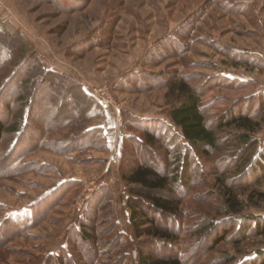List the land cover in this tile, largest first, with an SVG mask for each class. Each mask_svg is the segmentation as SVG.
Here are the masks:
<instances>
[{"label": "rangeland", "instance_id": "374dc122", "mask_svg": "<svg viewBox=\"0 0 264 264\" xmlns=\"http://www.w3.org/2000/svg\"><path fill=\"white\" fill-rule=\"evenodd\" d=\"M0 43V120L8 116L2 110L7 105L11 113L17 108L13 90L19 86L20 72L29 70L30 94L39 87L45 91L35 95L40 107L33 106L24 149L13 152L14 140L8 133L0 141V224L20 214L9 219L10 224H18L12 226L18 234L0 246V264L32 261L33 256L57 253L62 246L72 255L78 253L75 231L88 219L98 231L102 260L110 259L112 264L119 260L116 249H105L110 237L127 256V264H138V250L158 248L154 236L135 235L128 202L137 196L122 174L140 162L162 172L166 153L177 145L183 154L195 155L199 166L173 217L183 228L173 247L184 256L196 244L206 247L196 264H241L264 250V235H250L237 245L241 238L232 232L217 243H199L194 227L229 215L223 211L217 174L210 168L231 158L243 144L223 137L218 150L207 158L190 149L169 116L182 99L175 88L180 81L202 92L208 122L252 108L257 125L250 134L257 142L251 160L259 158L264 151V0H0ZM30 61L33 66L27 68ZM45 71L52 74L46 76ZM79 82L104 107L85 120L84 128L100 127L105 147H86L88 143L78 137V117L84 115ZM94 90L102 91L112 103L101 100ZM63 103L67 110L75 109L69 116L75 121L48 130ZM237 130L241 129L225 127L219 135ZM148 133L155 140L150 145ZM74 139V149L55 150L58 141ZM163 143L168 144L166 152ZM11 150L19 160L5 166L3 159ZM165 168L172 174L167 164ZM235 175L240 174L232 172L228 177ZM243 180L247 185L256 183L253 175ZM101 186L104 189L98 190ZM256 186L264 190V181ZM174 190L179 197L180 189ZM236 192L243 198L248 194ZM96 194L112 195L114 227L108 209L96 208ZM254 202L244 211L264 215V200ZM36 203L41 204L28 209ZM28 211L37 214L33 225L29 222L34 217L25 216ZM91 214L97 215L96 222ZM155 217L161 225L169 223L168 215ZM112 232L123 236L115 238Z\"/></svg>", "mask_w": 264, "mask_h": 264}, {"label": "trees", "instance_id": "16d2710c", "mask_svg": "<svg viewBox=\"0 0 264 264\" xmlns=\"http://www.w3.org/2000/svg\"><path fill=\"white\" fill-rule=\"evenodd\" d=\"M32 62L30 61L27 68L33 66ZM45 72H47L45 73L46 76L52 74L51 71ZM17 81L19 86L13 90V94L16 93L15 100L18 102L17 108L11 113L10 110L12 108L10 105H7L2 110L7 111L8 116L5 119L0 120V141L3 136L8 133V137H12L14 140V143H12L13 152L15 149H24L22 147H25L22 144L23 141L27 139L25 131L29 130L30 127L29 117L32 114L33 106L36 105L40 107V104L35 103V95H45V91L42 90L41 87L37 88L35 94H30L29 89L33 84V80H31L29 70L28 72H20L19 75H17ZM176 83L175 88L177 95L178 97H182V99L170 109L169 116L171 121L179 127L181 136L183 137V140L187 142L186 144L190 146V149H194L196 153L200 152L202 155L209 158L212 151L218 150V145L222 142L223 137H230V139L243 144L239 151L235 152L231 158L223 162L218 160L216 164L210 168V172L217 174L219 179L218 184L221 186L224 195L223 211L227 214L229 213V215L225 216L220 222L209 220L204 227L197 226V228L194 227V229L191 227L194 235H199V243H202V245H205L208 241H212V243L214 241L217 243L232 232H234V236L237 235L241 238L236 242L237 245L250 235H264V215L244 211L246 207L254 205V203H256L254 201L264 200V190L259 189L256 186L264 181V151L260 154L258 159H255L254 161L251 160V153H253L257 142V140L253 139L250 134V131H253L254 126L257 125L254 120V114H251L253 112L251 110L252 108L248 107L249 111L247 112H230L222 115L217 120L208 122L205 118L204 108L201 106L200 97L202 92L190 87L183 81ZM12 84H16V82H13ZM12 84H9L6 89H9L10 91ZM52 86L53 84L50 83V90L52 89ZM78 87L83 95L82 108L84 113L82 118H80V116L78 117L79 122L77 128L81 131L78 137L85 142V144L88 143L86 147L94 145L105 147L103 144L104 142H102L103 136L100 127H94L91 129L84 128L86 121L91 116L98 115V112L104 107L101 103L99 104L93 96L87 94L83 90L80 82ZM3 94L4 93H2V95ZM84 97L86 100H84ZM44 99L45 98L41 97V100ZM67 106V104L63 103L59 107V110L57 111L58 119H55L53 123L47 125L48 130L56 131L58 128H61L62 125L70 122L73 123V121H75H71L72 119L69 118L71 112H74L75 109L71 108L67 110ZM233 126L241 130H237L235 133L229 132L225 136L219 135V131L223 128ZM40 137L41 135L39 133L36 137L37 140H39ZM97 141H99V143H96ZM154 141L155 140L148 133V144H153ZM75 142V139L70 141L60 140L56 144L55 150L59 152L70 151L75 148ZM167 145L168 144L163 143L165 148L164 152H166V150L168 151ZM12 150L7 153V160L5 158L3 159L5 160V166L10 165V163H12L11 165H15L19 160L18 156L12 154ZM170 153L171 152L166 153L165 159L161 164L164 168L162 172H159L149 163L140 162L130 167L126 174H122L123 180L130 184L132 194L137 196L136 199H130L128 202L131 207V220L134 224L135 235L138 238L143 235L154 236L156 238L155 244L158 248L147 251L142 249L138 250V264H196L203 258V255L207 250L206 247H199V245L196 244L191 248L189 254L184 256L180 253L178 248L173 247V241L177 239V235L183 230V228H180L179 224L177 225L173 222V217L179 212V199L182 195H185V192L188 189H190L198 172L197 169L199 165L195 155L188 151L183 154L182 148L179 147V145L174 147L172 153ZM8 160H10V162H8ZM166 164L168 168L172 170V174L167 172L168 169L166 170L165 168ZM237 171L238 175L240 174L239 176L235 175L228 177L230 173ZM247 174L253 175L256 181L254 185L243 184L247 180H243V182L241 181L247 176ZM171 184L174 185V188L169 190L168 186ZM175 187L181 191L179 197L174 193V189H176ZM99 189L104 188L101 186L98 190ZM165 189L168 190V193L163 192ZM239 189L242 191H248L246 198L237 194L236 190ZM96 195V208L100 211H103L102 209L104 207V209H108L107 211H109L111 223L114 227L115 216L113 214L114 202L112 195ZM36 204L28 209L34 210V208L38 207L41 203ZM101 206L104 207L102 208ZM151 214L152 216H150ZM156 214L168 215L169 223H165L164 225L159 224L155 217ZM35 215L37 214L34 212L30 213L29 211L25 214L28 219L32 216L34 217V220L29 222L30 225L35 224ZM19 216L20 214H17L16 217L9 219H14ZM90 216L91 221H97V215L91 214ZM9 219H7L9 222L6 220L0 224V246H3L7 240L18 234L16 233L15 228L12 227L13 224L14 226L18 224L15 222L10 224ZM218 228L220 230H218ZM75 232L76 238L74 241L77 245H75V249L78 253L76 252V254L72 255L70 252L66 251L67 248L65 246H62L57 253L33 256L34 260H29L28 262L21 264H51L50 261H53L55 264H112L110 259L108 261L102 260L103 258H101V256L104 249L98 247V231L94 225L89 224V219L87 223L80 224ZM215 232H217V235L212 237L211 234L213 233L214 235ZM112 233L115 238L123 236L120 232ZM109 241L111 242L108 243L105 249H111L113 251L116 249L114 253L119 257L116 264H127V256L120 249L117 250L115 239L112 241L109 237ZM241 264H264V250H257L254 257L247 258Z\"/></svg>", "mask_w": 264, "mask_h": 264}, {"label": "built area", "instance_id": "2783aa9c", "mask_svg": "<svg viewBox=\"0 0 264 264\" xmlns=\"http://www.w3.org/2000/svg\"><path fill=\"white\" fill-rule=\"evenodd\" d=\"M95 92H93L96 96H98L101 100H103V101H106V103H112V100L109 98V97H107L102 91H97V90H94ZM84 196H82L80 199V201H81V203H83L84 202Z\"/></svg>", "mask_w": 264, "mask_h": 264}, {"label": "crops", "instance_id": "0c3cea01", "mask_svg": "<svg viewBox=\"0 0 264 264\" xmlns=\"http://www.w3.org/2000/svg\"><path fill=\"white\" fill-rule=\"evenodd\" d=\"M106 162H107V161H106ZM108 163H109V161H108ZM108 163H106V165H107ZM105 170H107V169H105Z\"/></svg>", "mask_w": 264, "mask_h": 264}]
</instances>
